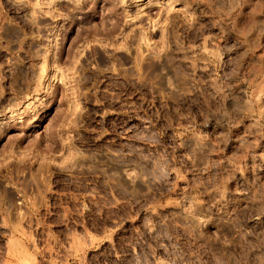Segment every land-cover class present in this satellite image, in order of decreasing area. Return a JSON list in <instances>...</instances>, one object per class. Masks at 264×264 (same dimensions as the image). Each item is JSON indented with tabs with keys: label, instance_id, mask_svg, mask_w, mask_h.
I'll list each match as a JSON object with an SVG mask.
<instances>
[{
	"label": "rangeland",
	"instance_id": "374dc122",
	"mask_svg": "<svg viewBox=\"0 0 264 264\" xmlns=\"http://www.w3.org/2000/svg\"><path fill=\"white\" fill-rule=\"evenodd\" d=\"M0 264H264V0H0Z\"/></svg>",
	"mask_w": 264,
	"mask_h": 264
}]
</instances>
